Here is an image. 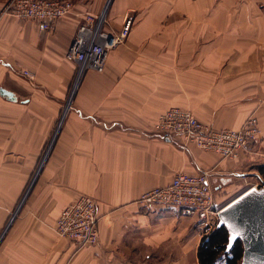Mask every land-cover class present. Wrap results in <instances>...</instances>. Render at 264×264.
Listing matches in <instances>:
<instances>
[{
    "label": "crops",
    "instance_id": "crops-1",
    "mask_svg": "<svg viewBox=\"0 0 264 264\" xmlns=\"http://www.w3.org/2000/svg\"><path fill=\"white\" fill-rule=\"evenodd\" d=\"M69 1L49 32L0 14V90L15 98L0 94V264H198L196 218L137 200L208 172L223 208L264 173V0ZM84 13L111 34L132 26L103 73L78 77L65 54ZM173 107L215 129L255 117L258 139L234 159L167 140L152 130ZM81 195L97 206L93 246L54 229Z\"/></svg>",
    "mask_w": 264,
    "mask_h": 264
},
{
    "label": "built area",
    "instance_id": "built-area-1",
    "mask_svg": "<svg viewBox=\"0 0 264 264\" xmlns=\"http://www.w3.org/2000/svg\"><path fill=\"white\" fill-rule=\"evenodd\" d=\"M75 5L69 0H8L0 14L37 24L41 31H53L58 21L73 14ZM72 38L65 59L78 68L80 74L93 71L103 73L108 52L124 42L130 33L132 20L127 18L116 34L104 31L106 17L103 13H84ZM24 76L30 77L28 72ZM155 134L167 140H179L183 146L195 145L204 152H213L222 159H234L247 150L259 136L255 117L248 118L239 129H215L198 121L189 110L173 107L158 115L154 122ZM264 188L263 176L249 184V189ZM214 191L209 173L196 175L176 173L171 182L142 194L138 205L147 212L174 208L182 216L195 217L204 235L217 227L219 214L224 208L214 203ZM55 232L61 239L79 245H96L99 239L97 206L93 198L79 196L59 214Z\"/></svg>",
    "mask_w": 264,
    "mask_h": 264
},
{
    "label": "water",
    "instance_id": "water-1",
    "mask_svg": "<svg viewBox=\"0 0 264 264\" xmlns=\"http://www.w3.org/2000/svg\"><path fill=\"white\" fill-rule=\"evenodd\" d=\"M112 0H108L106 8ZM0 94L15 99L1 89ZM228 232L227 250L239 240L243 246L240 264H264V188L249 189L228 203L219 214L217 227ZM234 237V239H229Z\"/></svg>",
    "mask_w": 264,
    "mask_h": 264
},
{
    "label": "trees",
    "instance_id": "trees-1",
    "mask_svg": "<svg viewBox=\"0 0 264 264\" xmlns=\"http://www.w3.org/2000/svg\"><path fill=\"white\" fill-rule=\"evenodd\" d=\"M228 232L225 227H216L202 236L198 250V264H240L243 246L237 240L227 250Z\"/></svg>",
    "mask_w": 264,
    "mask_h": 264
},
{
    "label": "rangeland",
    "instance_id": "rangeland-1",
    "mask_svg": "<svg viewBox=\"0 0 264 264\" xmlns=\"http://www.w3.org/2000/svg\"><path fill=\"white\" fill-rule=\"evenodd\" d=\"M73 82L75 83V82H77V80H76V79H74V81H73ZM260 175H261V177L263 176V174H260Z\"/></svg>",
    "mask_w": 264,
    "mask_h": 264
},
{
    "label": "snow or ice",
    "instance_id": "snow-or-ice-1",
    "mask_svg": "<svg viewBox=\"0 0 264 264\" xmlns=\"http://www.w3.org/2000/svg\"><path fill=\"white\" fill-rule=\"evenodd\" d=\"M229 239H230V240H231V239H234V237H230Z\"/></svg>",
    "mask_w": 264,
    "mask_h": 264
}]
</instances>
